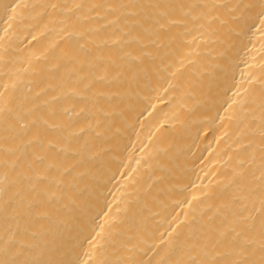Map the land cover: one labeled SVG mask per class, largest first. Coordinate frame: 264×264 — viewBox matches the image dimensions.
<instances>
[{"label": "bare ground", "instance_id": "6f19581e", "mask_svg": "<svg viewBox=\"0 0 264 264\" xmlns=\"http://www.w3.org/2000/svg\"><path fill=\"white\" fill-rule=\"evenodd\" d=\"M0 264H264V0H0Z\"/></svg>", "mask_w": 264, "mask_h": 264}]
</instances>
